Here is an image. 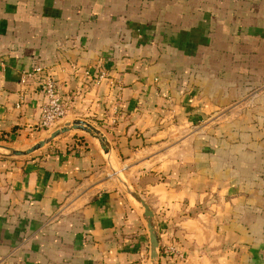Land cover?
<instances>
[{
    "label": "crops",
    "instance_id": "obj_1",
    "mask_svg": "<svg viewBox=\"0 0 264 264\" xmlns=\"http://www.w3.org/2000/svg\"><path fill=\"white\" fill-rule=\"evenodd\" d=\"M36 65L66 107L53 126L86 119L108 152L0 151V264H150L110 162L153 212L158 264H264V0H0V144L53 127L20 81Z\"/></svg>",
    "mask_w": 264,
    "mask_h": 264
},
{
    "label": "water",
    "instance_id": "obj_2",
    "mask_svg": "<svg viewBox=\"0 0 264 264\" xmlns=\"http://www.w3.org/2000/svg\"><path fill=\"white\" fill-rule=\"evenodd\" d=\"M72 128L86 129V131L95 135L98 138L97 141L99 143L101 151L106 155V153L108 152V148L104 142L103 132L92 122L86 119H83V118H72L58 125L53 126L52 129L49 131V134L46 137L39 139L38 141H36L35 143H33L32 145H30L29 147L25 149H17V148L7 146V145H1V146L9 149L10 153L14 155L29 154L33 151L41 149L42 147L50 143L58 135ZM126 192L131 194L144 208L146 219H147L149 229H150V256H151L150 264H156L159 259L160 244H159V231H158L156 221L154 219L153 212L151 208L149 207L148 203L137 192L130 189L129 187H126Z\"/></svg>",
    "mask_w": 264,
    "mask_h": 264
},
{
    "label": "built area",
    "instance_id": "obj_3",
    "mask_svg": "<svg viewBox=\"0 0 264 264\" xmlns=\"http://www.w3.org/2000/svg\"><path fill=\"white\" fill-rule=\"evenodd\" d=\"M35 76L38 77L40 91L43 94L39 126L43 129H49L66 114V107L56 90L52 75L42 65H36L32 69L23 71L20 81L26 83ZM103 76H105L104 70L99 73V77Z\"/></svg>",
    "mask_w": 264,
    "mask_h": 264
},
{
    "label": "rangeland",
    "instance_id": "obj_4",
    "mask_svg": "<svg viewBox=\"0 0 264 264\" xmlns=\"http://www.w3.org/2000/svg\"><path fill=\"white\" fill-rule=\"evenodd\" d=\"M65 117V116H64ZM63 117V118H64ZM62 118V119H63ZM45 134L46 135H48L49 134V132H45ZM46 135H44L45 137H46ZM85 137H88V138H91V139H93V141H95L98 145H99V143H98V141H97V139L93 136V134H91L90 132H88V131H85V130H82V129H79V128H72V129H70V130H68V131H66V132H64V133H62V134H60V135H58L57 137H56V139L57 138H62V137H66V139H70L71 141H76V139L77 138H79L81 141L82 140H84V136ZM43 138V137H42ZM55 139V138H54ZM53 139V140H54ZM1 145H7V146H12V147H14L15 146V144H0V151L1 152H5V153H10V150L9 149H7V148H5V147H3V146H1ZM15 148V147H14ZM110 164V166H111V171H110V173L113 175V177L114 178H116L115 180H116V182L118 183V185H119V187H121L122 189H124L125 191H126V187H129L130 189H132V190H134V188H133V186L132 185H130L129 183H128V181H127V177H126V175L124 174V172L123 171H120V169L117 167V165L114 163V162H110L109 163ZM125 183V184H124ZM130 196H131V194H129ZM137 204L138 205H141L139 202H137ZM145 216H146V214H145Z\"/></svg>",
    "mask_w": 264,
    "mask_h": 264
},
{
    "label": "trees",
    "instance_id": "obj_5",
    "mask_svg": "<svg viewBox=\"0 0 264 264\" xmlns=\"http://www.w3.org/2000/svg\"><path fill=\"white\" fill-rule=\"evenodd\" d=\"M117 85H116V87H117V89H119V84L118 83H116ZM118 92L116 93V95H115V97L117 98L118 97ZM101 120L100 119H96V124H100L101 122H100ZM50 146V144H48L47 146H45V148L46 147H49Z\"/></svg>",
    "mask_w": 264,
    "mask_h": 264
},
{
    "label": "bare ground",
    "instance_id": "obj_6",
    "mask_svg": "<svg viewBox=\"0 0 264 264\" xmlns=\"http://www.w3.org/2000/svg\"><path fill=\"white\" fill-rule=\"evenodd\" d=\"M81 129V128H80ZM82 130H85L86 131V129H82ZM97 140H98V138L95 136V135H93ZM108 155V154H107ZM131 198L132 199H134L136 202H138L132 195H131Z\"/></svg>",
    "mask_w": 264,
    "mask_h": 264
}]
</instances>
